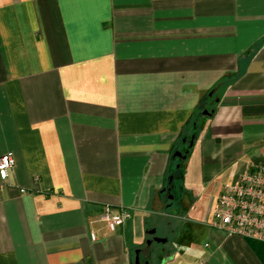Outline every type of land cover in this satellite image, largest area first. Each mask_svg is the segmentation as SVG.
I'll return each instance as SVG.
<instances>
[{
    "label": "crops",
    "instance_id": "1",
    "mask_svg": "<svg viewBox=\"0 0 264 264\" xmlns=\"http://www.w3.org/2000/svg\"><path fill=\"white\" fill-rule=\"evenodd\" d=\"M7 153L0 264H264L195 217L264 164V0H0Z\"/></svg>",
    "mask_w": 264,
    "mask_h": 264
},
{
    "label": "built area",
    "instance_id": "2",
    "mask_svg": "<svg viewBox=\"0 0 264 264\" xmlns=\"http://www.w3.org/2000/svg\"><path fill=\"white\" fill-rule=\"evenodd\" d=\"M13 153L0 158V178L7 180L15 165ZM22 191H25L22 189ZM130 216L127 209L106 205L101 219L111 230L122 225ZM208 225L225 232L264 242V164H251L219 192ZM93 239L96 238L92 234ZM200 264H205L201 261Z\"/></svg>",
    "mask_w": 264,
    "mask_h": 264
},
{
    "label": "rangeland",
    "instance_id": "3",
    "mask_svg": "<svg viewBox=\"0 0 264 264\" xmlns=\"http://www.w3.org/2000/svg\"><path fill=\"white\" fill-rule=\"evenodd\" d=\"M181 162V161H180ZM178 165V164H177ZM178 184H181L179 180H176V187L174 188V193L178 194L180 193L179 188H177V186H179ZM203 189V188H202ZM208 189H206V194H204V196H202L201 198H199L197 201V205H196V212H195V217L197 216L201 221H202V225L200 226L202 229H207L209 226L207 225V216L209 214V210L211 207V196L208 195ZM157 220H154V222L156 223V226L158 227L157 232L150 236L152 238L158 239L164 236H170L171 234V229L169 228L167 222L164 220L163 217H157ZM200 234H203L200 232ZM199 234V238L198 241H200V243H205L206 238L204 235H200Z\"/></svg>",
    "mask_w": 264,
    "mask_h": 264
}]
</instances>
